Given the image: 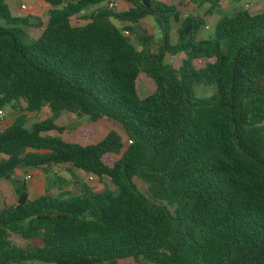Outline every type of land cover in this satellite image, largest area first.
Masks as SVG:
<instances>
[{
    "label": "trees",
    "instance_id": "16d2710c",
    "mask_svg": "<svg viewBox=\"0 0 264 264\" xmlns=\"http://www.w3.org/2000/svg\"><path fill=\"white\" fill-rule=\"evenodd\" d=\"M42 1L48 20L30 41L31 25L0 0V109L18 113L0 131V180L13 181L17 195L0 211V264H264V12L221 16L205 38L206 17L184 16L176 0H126L123 12L96 8L108 0ZM192 1L213 15L242 0ZM147 17L163 33L156 52L138 50L132 28L111 21ZM167 54L185 59L173 68ZM141 74L156 85L144 98ZM200 86L216 94L200 99ZM45 106L52 117L28 130V115ZM65 112L113 122L127 142L115 131L88 145L49 135L66 131L56 124ZM59 165L107 178L116 192L83 183L30 200L13 178Z\"/></svg>",
    "mask_w": 264,
    "mask_h": 264
},
{
    "label": "rangeland",
    "instance_id": "374dc122",
    "mask_svg": "<svg viewBox=\"0 0 264 264\" xmlns=\"http://www.w3.org/2000/svg\"><path fill=\"white\" fill-rule=\"evenodd\" d=\"M17 1L19 3L23 2L29 5L31 2L30 0H17ZM108 1H117L119 3V8L115 10L116 12L128 11L132 7V5L129 4L126 0H108ZM158 1H163V2L171 4L169 0H158ZM247 2L249 1L242 0L241 3L238 5H231L228 3H223L220 6V8L214 12L213 15H207V11H208L207 5L197 7V5L192 0H176L173 4L179 8L180 12L184 16L187 15L188 11L190 12L195 11L197 15L201 17H206L205 26L208 25L210 27V30H205V26H204L202 30V34H203V37L208 38L213 34L215 24L221 16L231 15L240 9H244L243 4ZM9 4H11L10 1H9ZM106 4L107 2L104 4H101L100 6L96 8L106 7ZM19 9L20 8H18V10ZM261 11H262V8L258 7L257 5H255V7H252L250 10H248V12H250L252 15H256ZM44 18H47V16L45 15ZM79 18L78 20H73V23L74 24H84L83 19H79ZM111 21L119 29L123 27L132 28L133 34L131 36V39H132L133 44L137 47L138 50L142 51L144 49H150L152 52H156L157 49L160 47L161 42H162L163 33L159 29L153 17H147L137 24L120 23L114 19H111ZM26 29L29 33L30 41L38 40L40 36L39 35L40 32H38L37 28L36 30H31L29 28H26ZM176 29H177V26L173 25L172 30H171V39L173 42H176V34H175ZM143 40H146V42ZM171 59L174 60L173 63L169 61ZM182 59H185V54H179V55L167 54L165 62L172 65L173 68H178L182 63ZM194 65L197 67L201 66L196 61H194ZM137 82H138V91L141 94L140 96L142 98L151 95L156 90L155 83L145 75L141 74ZM215 94H216V88L214 86H207V87L200 86L197 89V95L200 99H209ZM11 116L16 117L18 116V113L17 112H14L12 114L10 113V117ZM50 117H52L50 108L48 106H45L41 113L39 114L37 113L35 116H32L29 119L26 128L28 130H31L33 123L44 121ZM56 124L58 126L65 127L66 131L62 135H60L56 131L49 133V135L60 136L61 138L63 137L64 140L69 143H79L83 145L94 144V143H97L103 140L106 137V135L111 131H115L119 133L124 138V142L125 143L127 142V138L124 136V133L121 127L105 119H101L97 122H92L90 119L85 118V117H79L75 113L65 112L58 118V120H56ZM114 157L116 159H119V156H114ZM55 169L57 170L59 169V171L63 173L66 172V169L63 165L51 167L49 169L48 175H45L42 170L36 169L39 171V175L41 176V181L47 182L46 187H45V194L46 193L56 194V192L60 193L61 191H65V190L75 191L76 184L74 183L75 182L74 179L72 178V183L69 186H63L61 182L56 181V177H53ZM29 170L31 171L33 169H29ZM39 181H40V177L38 175H35L32 182H39ZM134 182L136 186L138 187V189L144 195H146L149 199H151L152 201L158 204L166 205L170 211L174 210V208L170 207L166 202L160 201L159 199H157L153 195L148 184L144 183L138 178H135ZM88 183L92 185L91 187L97 192H102L105 190L116 192V188L107 178L102 179V180L96 179L94 181H89L88 179ZM57 185L60 186V189H58L59 187L58 188L56 187ZM12 242L15 245L21 246V247H25L28 244L27 242L18 239L16 236L12 238ZM130 261L131 260L120 261L119 264H127ZM32 264H38V263H32ZM142 264H148V263L143 262Z\"/></svg>",
    "mask_w": 264,
    "mask_h": 264
},
{
    "label": "crops",
    "instance_id": "0c3cea01",
    "mask_svg": "<svg viewBox=\"0 0 264 264\" xmlns=\"http://www.w3.org/2000/svg\"><path fill=\"white\" fill-rule=\"evenodd\" d=\"M9 1L11 2V4H9ZM30 1L31 2L29 5V4H26L23 2L19 3L17 0H5V2L8 5L13 17L26 19L28 21V23L31 25L29 29L36 30V28L34 27L36 24L41 22L43 24V27H44V25L47 23L48 12L51 9V7L49 5H47L45 2H43L42 0H30ZM249 2L253 3V7H255V5H257L258 7L262 8V11L259 12L258 14L264 12V1H260V0L259 1H251L250 0ZM23 6L25 7L24 9H22ZM18 8H20V9L18 10ZM93 9H95V8H93ZM82 14H85V12H83ZM45 15L47 16V18H44ZM38 32H40V31L38 30ZM40 34L41 33H39V35ZM182 61H183V59H182ZM206 62H207V60H203V63L201 66H199V67L195 66V67L203 68L204 65L206 64ZM137 90H138V82H137ZM138 94H139V96L141 95L139 93V91H138ZM8 108L10 109V111ZM1 112H3L5 114V118L3 120L0 118V131L11 126L13 124V121L15 118L14 116L10 117V113L12 114L15 112L11 107H6L4 109H0V114H1ZM41 112H39V113H41ZM36 114L37 113L29 114L28 118L30 119L32 116H35ZM62 139H64V138L62 137ZM4 158H5L4 156H0V161ZM63 166L65 167L66 172L63 173V172H60L59 169L58 170L55 169L54 170V176H53V177H56V181L61 182V184H63V186H69L72 183V178L74 179V181H75L74 183L76 184L75 191L78 190L83 183L87 184L90 187L92 186L88 183V177L89 176L86 173L81 172V171L71 170L68 165H63ZM28 174H31L33 179H34L35 175H38L40 177V181L39 182H32L33 179L31 181H27L25 178L26 177L25 175H28ZM13 178L15 180L23 181L26 183L30 200H34V199L45 194V187H46L47 182L41 181V176L39 175L38 170H31V171L27 170V171H25V170L19 169V170H16ZM56 187L57 188L59 187L58 189H60L59 185H57ZM58 193L59 192H56V194H58ZM16 201H17V195L15 192L14 182L11 180H0V211H2L6 206H11V205L15 204Z\"/></svg>",
    "mask_w": 264,
    "mask_h": 264
},
{
    "label": "built area",
    "instance_id": "2783aa9c",
    "mask_svg": "<svg viewBox=\"0 0 264 264\" xmlns=\"http://www.w3.org/2000/svg\"><path fill=\"white\" fill-rule=\"evenodd\" d=\"M106 7H107L108 9H110V10H117V9L119 8V3H118L117 1H108L107 4H106ZM243 7H244V10H247V11H248V10H250V9L253 7V3H252V2H247V3L243 4ZM24 8H25V7L23 6L22 9H24ZM192 12H194V11H191V12L188 11L186 16L190 15ZM81 14H82V13H81ZM74 20H78V17H75ZM205 30H210V27H209L208 25H206V26H205ZM123 34H124L125 36H130V33H129L128 30H123ZM203 60H205V59L197 60L196 62H197L199 65H202ZM169 61H170L171 63L174 62L173 59H171V60H169ZM0 118H1L2 120L5 118V114H4L3 112H1V114H0ZM25 178H26L27 181H31V180L33 179V177H32L31 174L26 175ZM88 179H89V181H94V180H96V179H98V178H96V177H94V176H89Z\"/></svg>",
    "mask_w": 264,
    "mask_h": 264
}]
</instances>
